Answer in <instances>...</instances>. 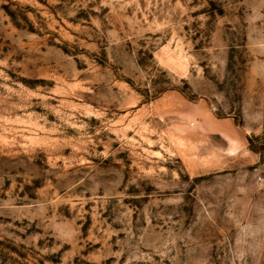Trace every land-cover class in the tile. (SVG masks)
Returning <instances> with one entry per match:
<instances>
[{"label": "rangeland", "instance_id": "1", "mask_svg": "<svg viewBox=\"0 0 264 264\" xmlns=\"http://www.w3.org/2000/svg\"><path fill=\"white\" fill-rule=\"evenodd\" d=\"M0 264H264V0H0Z\"/></svg>", "mask_w": 264, "mask_h": 264}]
</instances>
